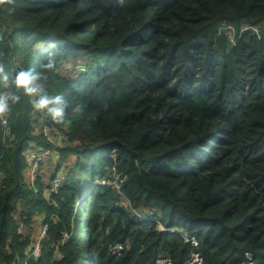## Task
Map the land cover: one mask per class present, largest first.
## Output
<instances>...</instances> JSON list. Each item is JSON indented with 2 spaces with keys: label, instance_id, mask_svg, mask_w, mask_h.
<instances>
[{
  "label": "trees",
  "instance_id": "trees-1",
  "mask_svg": "<svg viewBox=\"0 0 264 264\" xmlns=\"http://www.w3.org/2000/svg\"><path fill=\"white\" fill-rule=\"evenodd\" d=\"M0 65V264H183L190 243L143 213L204 264H264V0H3ZM21 69L63 97L62 123ZM33 145L57 169L35 182ZM114 168L121 190L100 183Z\"/></svg>",
  "mask_w": 264,
  "mask_h": 264
},
{
  "label": "built area",
  "instance_id": "built-area-1",
  "mask_svg": "<svg viewBox=\"0 0 264 264\" xmlns=\"http://www.w3.org/2000/svg\"><path fill=\"white\" fill-rule=\"evenodd\" d=\"M224 28L228 30V33L231 37V40L233 41L235 38V31L234 27L232 25H225ZM248 27H245L244 29H247ZM7 117L3 116V122L7 123ZM46 131V129H45ZM29 152V163L27 168V176L29 175L31 177V181L35 182L37 179V176L39 174L38 169L40 170L41 166L44 164L45 160L50 156V150L38 147L36 145H33L30 148ZM30 180V179H29ZM124 182V177H122L120 174L116 173L115 168L113 173L108 178H102L100 180V183L112 185L116 187L118 190H121L122 184ZM60 185V180L56 179L53 183L52 190H56L58 186ZM140 219H147V220H153L157 226V228L160 231H166L171 234H177L184 238L188 243L191 245V250L188 255V257L185 259L183 264H204V257L199 250V240L195 235L190 234L186 229L179 228L176 226H169L164 223L161 219L152 218L149 213H143L139 215ZM20 231H23V226H20ZM40 238L43 237L46 233V226L43 227L40 230ZM124 248V245L122 243H117L112 247L113 252H119L121 249ZM40 249V239L36 242L34 251L38 252ZM172 258L169 255H162L157 258L155 264H172ZM254 257L251 254V252H245V258L236 263H226V264H254Z\"/></svg>",
  "mask_w": 264,
  "mask_h": 264
},
{
  "label": "clouds",
  "instance_id": "clouds-1",
  "mask_svg": "<svg viewBox=\"0 0 264 264\" xmlns=\"http://www.w3.org/2000/svg\"><path fill=\"white\" fill-rule=\"evenodd\" d=\"M2 2L3 0H0V3ZM42 67L51 69L53 64L49 62L46 65H42ZM40 78V74L32 69H21L16 73L15 85L18 89H23L25 95L38 96V99L33 100V107L37 111L47 110V112L57 123H62L65 114L66 103L63 97L59 95L49 96L46 93H43L42 87L37 83ZM8 79L9 77L5 72L4 66L0 65V80H3L6 83ZM13 100L18 101L19 97L14 96ZM6 110L7 104L5 98L0 96V114L4 113Z\"/></svg>",
  "mask_w": 264,
  "mask_h": 264
},
{
  "label": "rangeland",
  "instance_id": "rangeland-1",
  "mask_svg": "<svg viewBox=\"0 0 264 264\" xmlns=\"http://www.w3.org/2000/svg\"><path fill=\"white\" fill-rule=\"evenodd\" d=\"M62 70L67 74H73V73L75 74V73H77L78 68L77 67L73 68L70 63L64 62L62 65ZM51 157H52V152H51L50 156L45 160V162L41 166L40 170L38 169V172H41V171L45 172L44 175H46V174H51L52 172H55L57 170L55 166H53V168L50 167V164H52L50 161ZM70 161H71L70 159L66 160V162H70ZM27 177H28V180L30 179L29 181H31V177L29 175ZM44 181L48 182V179H45ZM40 227H41V225H40ZM40 227H39V229H40ZM40 233L41 232H39V235H40Z\"/></svg>",
  "mask_w": 264,
  "mask_h": 264
}]
</instances>
